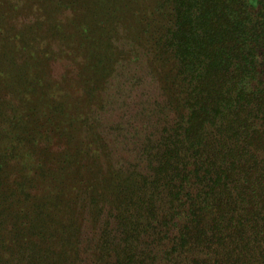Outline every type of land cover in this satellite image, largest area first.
<instances>
[{
	"label": "trees",
	"instance_id": "1",
	"mask_svg": "<svg viewBox=\"0 0 264 264\" xmlns=\"http://www.w3.org/2000/svg\"><path fill=\"white\" fill-rule=\"evenodd\" d=\"M158 6L170 22L159 48L171 65L166 80L177 117L152 171H109L85 183L70 171L79 163L78 146L65 147L54 170L40 171L59 183L71 176L72 192L49 188L42 202L18 203L3 190L11 182L4 179L7 160L22 149L4 143L0 212L13 223L6 228L0 214L7 255L0 264H81L72 208L87 194L96 217L108 211L89 263L264 264V0H159ZM89 55L99 71L90 49ZM32 82L13 114L0 101V115L6 123L10 118L1 139L13 134L33 145L30 134L46 122L40 112L57 113L58 100H44L40 90L34 98L44 83ZM34 105L36 115H28Z\"/></svg>",
	"mask_w": 264,
	"mask_h": 264
},
{
	"label": "rangeland",
	"instance_id": "2",
	"mask_svg": "<svg viewBox=\"0 0 264 264\" xmlns=\"http://www.w3.org/2000/svg\"><path fill=\"white\" fill-rule=\"evenodd\" d=\"M158 3L159 0H0L2 107L10 115L16 112L24 93L29 96L31 80L34 85L44 83L31 92L34 98L36 90H40L45 92L44 100L55 97L59 103L57 113L51 109L40 112L46 122L30 134L34 135L33 145L24 144L13 134L0 138V148L13 142L22 149L16 159L7 160L9 168L4 179L10 178L11 182L3 190L5 198L18 203L29 202V198L42 202L50 189L63 188L71 193V176L60 180L62 183H51V175L40 171L54 170L56 158L65 147L78 146L79 163L75 162L70 171L76 178L83 177L85 183L109 171H152L154 153L163 135L172 131L177 117L166 80L171 65L164 60L166 55L162 58L159 48L170 22ZM89 49L100 66L97 72ZM27 111L28 115H36V106ZM9 120L7 117L6 123L0 115L2 137L1 130ZM32 149L34 155L26 156L25 151L29 155ZM90 202L87 194L72 208L78 227L74 238L76 257L81 264H92L88 260L93 259L108 217L107 210L96 217ZM0 214L7 217L5 227L10 228L13 218L3 210ZM112 226L115 228L114 223ZM39 240L41 247L49 246L47 239ZM0 249V255L6 257L5 247Z\"/></svg>",
	"mask_w": 264,
	"mask_h": 264
}]
</instances>
